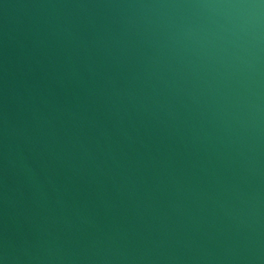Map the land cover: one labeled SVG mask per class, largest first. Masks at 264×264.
Returning a JSON list of instances; mask_svg holds the SVG:
<instances>
[{
  "label": "water",
  "instance_id": "1",
  "mask_svg": "<svg viewBox=\"0 0 264 264\" xmlns=\"http://www.w3.org/2000/svg\"><path fill=\"white\" fill-rule=\"evenodd\" d=\"M227 2L0 0L7 264H264V15Z\"/></svg>",
  "mask_w": 264,
  "mask_h": 264
},
{
  "label": "clouds",
  "instance_id": "2",
  "mask_svg": "<svg viewBox=\"0 0 264 264\" xmlns=\"http://www.w3.org/2000/svg\"><path fill=\"white\" fill-rule=\"evenodd\" d=\"M194 7L230 10L235 14L237 26L241 29L258 27L262 15H264V0H259V3H255L253 0H234V2L227 3L194 5ZM0 264H7V258L0 257Z\"/></svg>",
  "mask_w": 264,
  "mask_h": 264
}]
</instances>
